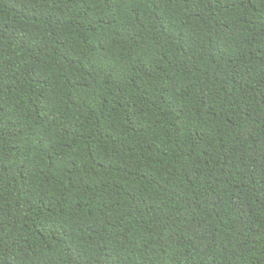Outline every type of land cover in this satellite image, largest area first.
<instances>
[{
    "label": "trees",
    "instance_id": "16d2710c",
    "mask_svg": "<svg viewBox=\"0 0 264 264\" xmlns=\"http://www.w3.org/2000/svg\"><path fill=\"white\" fill-rule=\"evenodd\" d=\"M0 264H264V0H0Z\"/></svg>",
    "mask_w": 264,
    "mask_h": 264
}]
</instances>
